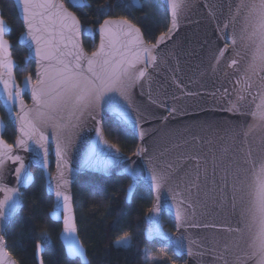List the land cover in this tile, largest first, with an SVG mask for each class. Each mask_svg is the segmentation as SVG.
<instances>
[{
    "label": "snow or ice",
    "instance_id": "1",
    "mask_svg": "<svg viewBox=\"0 0 264 264\" xmlns=\"http://www.w3.org/2000/svg\"><path fill=\"white\" fill-rule=\"evenodd\" d=\"M154 3L155 0H149ZM22 8L23 20L26 25V33L23 36L24 43L27 44L28 54L25 57V64L35 62V81L31 73L26 75L22 85L14 83L13 65L11 59L10 42L5 38L9 29L6 26L5 19L0 15V101L7 109L9 116H12L11 108L18 106L20 112L14 117L18 125L20 136L17 138V144L23 146L25 150L31 149V144H35L43 153V166L47 168L50 144H55V154L58 161V170L60 183L54 189L55 195L59 200L63 199V231L65 240L71 241V255L79 256L83 264H87L82 247L76 242L74 234L77 231L74 223L70 197L60 190V184L67 185L68 181L64 178L63 168L69 163L67 154L73 146L72 133L79 127L81 116L87 113L91 119L96 121L97 140L89 149L86 164L91 163V158L97 153L104 155V166L120 161V150L115 144H109L103 138L101 132L102 121L97 118V113L107 106L114 115L123 122L131 124L140 138L143 139L145 131L140 127V117L132 118V111H135L132 100V89L137 85L142 87L143 79H150L148 68L154 67L157 61L156 52L161 42L168 38L178 25V18L184 7L186 0H166L168 10L171 13V27L168 33H161L156 38V43H146L141 28L131 23L129 19L121 16L118 20L111 18L105 19L99 25L100 44L99 47L91 53L85 55L80 43L81 36H90L94 39L95 32L81 23L75 11L66 6L65 0H18ZM72 8L90 7L88 0H67ZM132 6L141 7L138 0H132ZM102 12L103 9H100ZM159 11V9L157 10ZM243 17L244 27L241 29V35L236 36L235 31L229 35L227 29L229 22L226 20L220 31V38L225 40V48L219 50L217 63L224 56L228 47L227 42H231L235 56L229 67L235 66L236 71H241V59H246V66L243 68L240 77L236 83L243 82L242 89L255 102L259 97V103L255 104V110L249 114L253 117L256 124L250 125L248 131L243 132V144L247 151L241 148L243 153L240 159H229L228 166L223 169L224 175L221 177V183L215 182L216 167L215 163L212 170V188L209 190L211 196L205 193L212 205L220 210H227L231 206L233 213L237 207V196L244 189H248L249 200L247 206L240 211L241 226H225L216 223L200 222L196 220V204L190 199L182 197V193L176 191L174 199L177 196L182 197L178 204L170 207L175 208L176 228H202L217 229L222 228L230 234L231 240L223 245L218 256L223 264H229L228 253L231 248L237 250L233 259L235 264H248L249 261H255V264H264V156L260 158L259 167L257 160L253 158L254 149L248 145L247 137L257 126H264V0H240L236 5L235 11L231 16V23L235 25L236 21ZM243 43L244 51L236 50L237 42ZM86 62V66L85 63ZM143 65V67H137ZM215 65L213 69L215 70ZM7 68L8 78H3L2 70ZM253 77L257 79L254 80ZM25 92H30L33 106L27 108L22 99ZM255 92V94H254ZM225 94L228 90L225 89ZM238 99L243 101L244 95H239ZM155 102V101H153ZM228 111L239 112L240 108L236 103ZM176 110L169 109V112ZM67 114V119L64 114ZM164 119H167L165 117ZM2 127V124H0ZM48 127L53 129L52 133L46 134ZM31 142V143H29ZM12 145H6L0 139V165H3V157L7 155L8 159L19 161V167L16 168V179L19 184L21 181L28 183L30 177L25 171V164L20 156L10 155ZM7 149V152H5ZM260 151L264 152V138L261 139ZM227 153L228 150L224 149ZM137 156L147 157V180L151 189L157 193V203L149 209L151 213L147 217L150 227L149 233H154L159 238L168 241L174 245L175 252L182 255L185 252L183 236H177L175 233L169 236L165 233L159 223L161 207L159 205V191L167 185L176 172L172 165H168L167 171L159 169L151 156H147V149L139 147L135 153ZM187 159V158H185ZM196 161V172L194 178L189 181L186 191L191 195L192 189L200 190V180L203 177L207 181L209 172L207 167H201L198 157H191ZM243 165H249L248 168ZM250 169L256 176L255 184L245 183L246 174ZM71 171V169H69ZM138 179V177L136 178ZM179 187V185H177ZM131 190V187H130ZM0 192H4V198L0 199V221L7 222L11 215L20 205V193L18 188L8 187L0 184ZM231 193V200L229 199ZM207 206V199L205 200ZM191 209V213H189ZM131 237L125 232L118 236L115 246L118 248H128ZM241 242L244 249H241ZM49 243L46 235L37 242L36 254L39 256L42 246ZM194 241H189V247L186 252L188 256H193ZM4 239L0 236V256L3 255ZM147 259H153L151 254ZM9 264H15L10 261ZM41 264L43 261L41 260ZM170 264H175L174 261Z\"/></svg>",
    "mask_w": 264,
    "mask_h": 264
},
{
    "label": "water",
    "instance_id": "2",
    "mask_svg": "<svg viewBox=\"0 0 264 264\" xmlns=\"http://www.w3.org/2000/svg\"><path fill=\"white\" fill-rule=\"evenodd\" d=\"M158 1L163 6L167 15V28L163 33H168L172 23L171 13L168 10L166 0ZM11 2L22 27V31L17 38V44L25 50L27 55L28 47L23 40V36L26 33V25L23 20L22 8L18 0H11ZM239 3L240 0H186V6L178 18L177 27L158 46L155 66L148 68L150 79H143L141 81L142 87L137 85L132 89V100L135 109V111H132V118L135 119L139 115L141 121L140 127L146 133L143 139L132 128L131 124L118 119L107 106L97 113V118L102 122L107 118L113 119L135 137L136 147L132 154L126 155L120 152V156L123 159L105 167L103 163L104 155L97 152L91 158V163L86 164L85 160L88 157L89 149L97 140V124L87 113L81 116L79 127L74 129L72 133L73 146L67 154L69 163L63 168L64 178L68 183L67 185L60 184V190L70 197L69 203L74 223L75 215L71 190L73 183L80 174L88 173L101 177L123 176L129 180V184L125 190L126 203L130 202L131 196L138 184L144 185L151 195L150 206L143 216L142 235L146 242L156 241L169 247L175 257L184 258L182 264H223V261L216 257L223 248V245L231 240L230 234L222 228H190L187 230L181 228L178 231L175 222V208L170 206L178 204L182 197L190 199L194 204L199 200V205L196 208V220L208 223L214 222L217 225L243 226L240 223V211L247 206L249 200V196L247 195L248 189H244L241 193H238L235 213H233L230 205L224 211L214 207L211 200L205 196V193L211 196L209 190L213 186V158H216L215 163L218 165L216 167L215 182L220 184L221 177L224 175L223 169L228 166V160L240 159L243 155L240 151L241 148H244L245 152L247 151V147L243 144L245 139L243 132L248 131L250 125L257 123L249 113L255 110V104L260 102L259 97H257L255 102H252V97L242 91L244 87L243 82L239 85L236 83L243 68L246 66L247 60L241 59V71H236L235 66H228L233 58L240 59V57L235 56V51L230 41L227 42L228 47L224 56L220 58L219 63H217L216 59L219 56V50L225 48L226 43L225 40L220 38L217 24L222 29L224 22L228 20L230 21L227 29L228 34L231 35L235 31L237 37L241 35V29L244 27L243 17L237 20L235 25L231 23L232 13ZM111 19L118 20L119 18ZM99 25L94 29L97 39L96 46L91 52L85 51L80 39L85 55H91L99 47ZM7 28L9 29L8 26ZM9 31L6 36L9 34ZM155 43L156 39L152 44ZM236 50L244 51L243 43L239 40ZM12 61L14 62L13 59ZM31 63L33 65V81H35L36 65L34 61ZM84 63L86 66V62ZM214 65L216 66L215 70L213 69ZM137 67H143V65H138ZM15 68L16 63L14 62L13 75ZM2 72L3 78L6 80L8 78L7 68L3 69ZM23 79L24 77L18 82L14 77V83L23 86ZM253 79L256 80L257 78L253 77ZM2 88L3 85L0 84V89ZM225 89L228 90V94H225ZM239 95H244L245 99L240 101L238 99ZM22 99L26 107L31 109L33 101L30 92H25L22 95ZM230 101L237 104L240 108L239 112L228 111L232 107ZM0 107L14 134L11 144H7L2 139L4 122L0 117V124H2V127H0V139L6 145H12L9 154L20 156L23 159L26 166L25 171L31 178L28 183L21 181L18 184L16 168L19 167L20 162L8 159L7 155L3 157L4 163L0 165V184L18 188L20 205L7 222L0 221V236H3L8 223L21 209L22 192L32 184L34 179L30 169H37L42 175L45 193L52 199L48 218L50 221L60 225L57 238L63 248L64 254L69 260L77 259L80 264H83L79 256L71 255V241L65 240L62 235L64 218L63 199L61 197L58 200L54 191L56 185L60 183L55 144H50L49 146L48 166L45 168L43 166V153L37 145L31 144V149L26 151L23 146L17 144V138L21 134L18 131V125L14 117L20 112L19 107L14 106L11 108V117L3 106L2 101H0ZM173 108L176 111L170 113L169 109ZM165 117L167 119H164ZM64 118L67 119L66 113L64 114ZM100 127L103 138L108 141L104 136L102 123ZM52 131L53 129L48 127L46 134H50ZM262 138H264V126L255 127L247 137L248 145L254 149L253 158L258 162L257 168L259 167L260 158L264 156V152L260 151ZM108 143L111 145L109 141ZM139 147L147 149V156L153 158V163L159 169L167 171L168 165H172L173 169H176L173 179L159 191V205L161 207L159 223L161 225L162 215H166L173 224V231H165L162 228L163 231L169 236L175 233L177 236L184 237L185 252L182 255H178L175 252L174 245L159 238L154 233H149L150 227L153 226L149 224L147 217L151 215L149 209L157 203V193L151 189L147 180V157L135 155ZM224 149H227L228 152L225 153ZM5 152H7V149H5ZM191 157H198L200 159L201 167H207L209 176L207 181L203 177L201 178L199 193H197L196 189H192L191 195H189L186 189L196 172V161L192 160ZM243 167L248 168L249 165H243ZM137 177L138 179H136ZM256 179V176L252 174V170L250 169L249 173L246 174L245 183L255 184ZM176 191L181 192L182 197L177 196L174 199ZM4 195V192H0V199H3ZM206 199L207 206H205ZM229 199L231 200V193H229ZM188 211L191 213L192 210L189 209ZM74 236L76 242L82 247L77 236V231ZM189 241L195 242L191 247L194 253L199 254H194L193 256L187 255L186 250L190 246ZM82 249L85 255L84 248L82 247ZM241 249H244L243 242H241ZM42 251L43 248L39 256H37L35 246L34 257L36 264H41ZM235 254H237V250L231 248L230 245L228 253L229 264H235L233 259ZM10 261L18 264L7 252L4 242L0 264H9ZM170 262L160 264H170ZM248 264H255V261H249Z\"/></svg>",
    "mask_w": 264,
    "mask_h": 264
},
{
    "label": "trees",
    "instance_id": "3",
    "mask_svg": "<svg viewBox=\"0 0 264 264\" xmlns=\"http://www.w3.org/2000/svg\"><path fill=\"white\" fill-rule=\"evenodd\" d=\"M90 7L72 8L83 25L95 29L104 19L126 17L141 28L143 38L152 43L156 37L166 31L167 15L158 0H138L141 7L132 6L130 0H88ZM100 9H103L101 12ZM159 9V11H157ZM0 15L3 16L10 31L6 38L11 45V57L16 63L14 77L20 81L33 72L32 63L24 62L25 50L17 44L22 31L11 0H0ZM96 36H83V48L91 52L96 46ZM26 100V97L24 96ZM0 117L4 122L2 139L11 144L14 138L12 128L2 108ZM105 138L115 144L126 155L133 153L136 147L135 137L113 119L102 122ZM51 169V168H50ZM32 184L22 192L21 209L8 223L3 232L7 252L18 264H36L35 246L45 235L48 245L42 246L43 264H80L77 259L69 260L57 238L60 225L49 220L52 199L46 195L44 181L39 170L31 168ZM129 184L126 177H101L93 174H80L73 183L71 194L75 215L77 236L84 248L88 264H147L144 251L160 256L163 261L182 264L183 257H175L169 247L156 241L143 239V216L148 210L151 195L146 187L138 184L130 202H125V190ZM161 225L165 231H173V224L166 215H162ZM125 232L131 237L128 248H118L115 241Z\"/></svg>",
    "mask_w": 264,
    "mask_h": 264
},
{
    "label": "rangeland",
    "instance_id": "4",
    "mask_svg": "<svg viewBox=\"0 0 264 264\" xmlns=\"http://www.w3.org/2000/svg\"><path fill=\"white\" fill-rule=\"evenodd\" d=\"M130 1L132 3V0H130ZM149 254H151L153 259H151V260L147 259ZM144 255H145V260L147 261V264H160V263L165 262V261H163V259L160 256H157V255L149 252L148 250L144 251Z\"/></svg>",
    "mask_w": 264,
    "mask_h": 264
}]
</instances>
